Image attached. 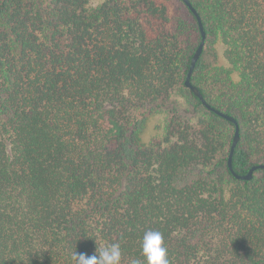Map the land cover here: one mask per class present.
<instances>
[{"label": "trees", "instance_id": "obj_1", "mask_svg": "<svg viewBox=\"0 0 264 264\" xmlns=\"http://www.w3.org/2000/svg\"><path fill=\"white\" fill-rule=\"evenodd\" d=\"M191 82L264 163V0H189ZM183 0H0V264H75L145 231L170 264H264V169L185 86ZM217 46L222 48L218 63ZM148 114L162 134L141 140Z\"/></svg>", "mask_w": 264, "mask_h": 264}, {"label": "clouds", "instance_id": "obj_2", "mask_svg": "<svg viewBox=\"0 0 264 264\" xmlns=\"http://www.w3.org/2000/svg\"><path fill=\"white\" fill-rule=\"evenodd\" d=\"M141 254L145 264H170L168 249L163 234L158 230H147L141 239ZM122 251L119 243L105 246L93 255L74 253L75 264H121ZM131 264H140L132 260Z\"/></svg>", "mask_w": 264, "mask_h": 264}, {"label": "water", "instance_id": "obj_3", "mask_svg": "<svg viewBox=\"0 0 264 264\" xmlns=\"http://www.w3.org/2000/svg\"><path fill=\"white\" fill-rule=\"evenodd\" d=\"M183 2L192 10V12L196 15L197 17V20H198V25H199V29H200V33H201V40H200V43L199 45L197 46L195 52L193 53L192 57H191V62H190V66L188 68V71H187V75H186V78H185V86L190 89L195 96H197L200 101L202 102V104L209 110L215 112L216 114L222 116L223 118H225L226 120L228 121H231L232 123L235 124V132H234V136H233V140H232V144H231V147H230V153H229V156H228V166H229V169L232 171L233 175L237 178V179H242V180H249L252 178V175H253V172L256 170V169H264V163H257V164H254L250 167V169L248 170V172L246 174H238L237 172L233 171L232 169V164H231V159H232V153H233V150L238 142V139H239V125L236 121V119L229 115V114H226L214 107H212L210 104H208L206 102V100L204 99L201 91L199 90V88L197 86H195L192 82H191V76H192V72L194 70V67H195V64L196 62L198 61L201 53H202V50H203V47H204V44H205V38H206V33H205V30H204V27H203V23H202V20H201V17L199 16L198 12L196 11V9L192 6V4L190 3L189 0H183Z\"/></svg>", "mask_w": 264, "mask_h": 264}, {"label": "rangeland", "instance_id": "obj_4", "mask_svg": "<svg viewBox=\"0 0 264 264\" xmlns=\"http://www.w3.org/2000/svg\"><path fill=\"white\" fill-rule=\"evenodd\" d=\"M103 0H90L91 6H96L100 4ZM222 48L217 46V51L219 54L218 63L227 67L225 61L220 58ZM162 126H163V115L161 114H148L146 117V121L141 132V140L143 142H149L153 137H157L162 134Z\"/></svg>", "mask_w": 264, "mask_h": 264}]
</instances>
